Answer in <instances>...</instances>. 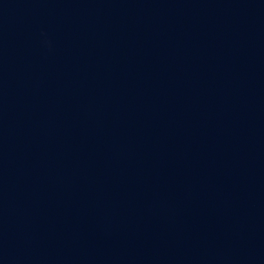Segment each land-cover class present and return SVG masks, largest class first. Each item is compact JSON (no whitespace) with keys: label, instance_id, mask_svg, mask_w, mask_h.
I'll return each instance as SVG.
<instances>
[{"label":"water","instance_id":"water-1","mask_svg":"<svg viewBox=\"0 0 264 264\" xmlns=\"http://www.w3.org/2000/svg\"><path fill=\"white\" fill-rule=\"evenodd\" d=\"M0 264H264V0H0Z\"/></svg>","mask_w":264,"mask_h":264}]
</instances>
